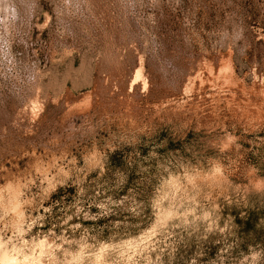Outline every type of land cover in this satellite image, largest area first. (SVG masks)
<instances>
[{"label":"rangeland","instance_id":"rangeland-1","mask_svg":"<svg viewBox=\"0 0 264 264\" xmlns=\"http://www.w3.org/2000/svg\"><path fill=\"white\" fill-rule=\"evenodd\" d=\"M264 264V0H0V263Z\"/></svg>","mask_w":264,"mask_h":264},{"label":"bare ground","instance_id":"bare-ground-1","mask_svg":"<svg viewBox=\"0 0 264 264\" xmlns=\"http://www.w3.org/2000/svg\"><path fill=\"white\" fill-rule=\"evenodd\" d=\"M14 263V262H13ZM10 262L9 258L7 255L4 254V257L2 258V262L0 264H13ZM16 264V263H15Z\"/></svg>","mask_w":264,"mask_h":264}]
</instances>
